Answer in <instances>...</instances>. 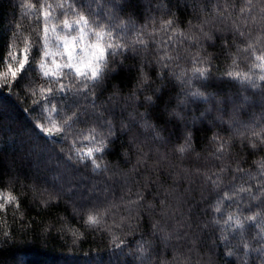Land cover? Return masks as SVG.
I'll return each instance as SVG.
<instances>
[{"label": "trees", "instance_id": "trees-1", "mask_svg": "<svg viewBox=\"0 0 264 264\" xmlns=\"http://www.w3.org/2000/svg\"><path fill=\"white\" fill-rule=\"evenodd\" d=\"M69 2L74 5L72 12L84 8L98 14L97 19L100 16L106 17L109 13L120 23H125L128 19L118 7H113L110 0H0V79L4 78L9 65L13 68L18 67L17 60L24 59L25 55L29 60V64L25 66L28 71L21 88L0 87V162L4 163L7 172L12 173L14 177L18 174L14 184L9 183L7 175L3 181H0V194L11 191L13 195L24 201L20 213L14 215L11 206L8 211L0 212V264H141L140 253L137 252L141 240L150 242L148 252L151 256V264H205L209 256H213L217 264H223L226 260L231 261V264H264V240L261 239L264 233H261L251 222H245L243 234L239 229L233 231L234 224L229 227L223 223L231 213L241 219H243L241 213L251 214L247 211V194L241 193L237 196L236 202L223 201L222 214L214 213L209 207V201L215 203L216 193L208 195L205 190L206 199L203 200L201 195L204 175L218 173L219 166L224 164L231 168V171H225L223 174L225 185L235 184L237 188L241 185L250 187L258 181L245 183L241 177L247 179L246 174L237 173L232 160L226 158L221 161L213 157L215 146L211 143V133L207 138L201 135L198 144L193 145L195 151L179 152L177 149L183 143L180 141L161 147L157 152V146L149 130L131 119L130 114L135 115V108H138L139 113H144L145 109L139 107L138 102L127 100L129 89L126 76H122L125 87L115 101L110 100L113 95L110 90L104 91L95 101L94 108L91 97L79 100L80 105L86 107L89 113L99 116L101 124L105 119L114 121L115 130L120 136L116 146L109 149L111 154L94 153L92 157L97 158L101 169L107 167L108 171L94 170L91 164L92 158H88L87 161L81 159L79 165L68 160L69 154L74 157L86 154L90 146L88 140L77 137L73 141L71 136L64 140L59 134L49 139L35 129V124L40 122L37 119L40 109L33 104V97L26 91V86L36 78L30 68L38 69V60L43 55L44 13H51L47 24L48 35L51 38L54 36L53 27H56L57 33L62 32V10L57 5L63 3L66 8ZM119 2L120 0H116L117 4ZM247 3L248 0H138L139 6L134 17L135 29L120 33L119 28H116L117 35L114 39L121 42L123 36L128 44L138 39L147 41L151 48L153 63L156 55H163L165 52L175 55L179 52L181 59L178 61V66L177 62H173L169 69L178 74L187 70L191 75L193 56L197 53L200 55L208 53L211 57V80L196 79L191 85H185L183 88L180 81L176 80V93L182 95L189 87L193 91H204L201 85L210 83L214 87L208 88V92L213 95L220 92L230 101L242 105L240 122L236 129L220 134L225 140L230 136L233 139L236 145L232 150L233 159L239 154L241 160L245 161L243 167L255 172L254 161L261 159V155L248 156L246 151H242L239 136L245 133L250 136L251 128L257 125H259L258 132L264 128L262 89L252 87L244 78L247 74L256 81L257 85L262 84L259 80L260 69L256 67L259 63L256 56L264 54V47L256 45V49H249L248 52L244 49L248 48L249 43H255L257 38L264 39V31L259 25L260 6H264V0H252V3L257 5L252 12L256 17V23L248 20L244 26L251 33V40H246L233 32L231 25L236 21L229 17V13L240 16V8ZM48 5L52 7L49 8ZM248 14L246 10L244 15L248 16ZM67 18L76 19L74 15H69ZM165 20H173L175 26L162 30L161 25ZM221 20L224 22L221 23ZM201 26L204 31L211 30L217 36H227L229 45L217 43L214 47H209L210 42L201 39L200 45L193 47L192 38L185 39V36L190 28L198 35ZM37 42L40 46L39 55L34 47ZM53 44H55L54 40ZM25 46L29 48L27 53L24 52ZM51 59L52 57L48 58V63H51ZM34 60L36 64L33 63ZM56 60L60 61L59 56H56ZM228 72H232L233 76L229 77ZM21 75L24 73L22 72ZM116 101L119 103L117 104ZM53 103L55 104L56 100ZM72 103L69 97L59 104V108L66 111ZM110 104L113 105L114 110H108ZM204 107L206 106L202 103L191 107L188 111L189 118L199 116ZM228 111H231V104ZM224 119L227 120L228 117L225 116ZM136 120H139V116H136ZM121 121L125 125H131V132L121 131ZM44 123L46 124L47 121ZM78 127L82 128L85 136L88 134L84 126L78 125ZM223 127L228 128V125L225 124ZM134 138L135 143L144 145V151L152 157L147 166H139L140 173L137 175L141 183L144 176L157 181L151 184L150 188L145 189L149 202H154V197L156 200L165 199V191L174 188L175 193L167 197L170 205L179 207L185 215L189 208L195 206L193 210L201 220L209 217L221 220L219 225H213L211 229L205 230L201 238L202 243L195 250L189 251L188 245H178L177 250L174 251L172 245H175L176 241L165 248L159 236L154 235L147 212L144 213L140 228L135 232L129 233L126 229L112 227L120 217L127 214L124 208L129 195L127 185L123 178L115 173L117 170H130L136 164L137 150L133 143ZM121 144L132 147L129 153L130 160L123 163L122 152L127 151V148L121 149ZM158 154L167 156L164 165L157 166ZM101 156L103 159H99ZM85 163L87 167H84ZM124 164L127 168H124ZM173 177L177 178L174 180ZM53 188L62 189L65 195L58 201L53 199L52 206L45 208L40 203L42 197L47 199L44 189L51 191ZM136 190L134 186L133 192ZM122 197L124 199H121ZM177 197L180 198L179 201ZM132 198L134 199L135 196L133 195ZM113 203L117 207H111ZM93 206H95L93 214H98L102 220L98 228H90L85 223L86 214L92 212ZM206 208L207 215L202 211ZM74 209H79L78 215L74 213ZM154 212V219L160 220L169 231L175 230L176 222L165 221L160 216L159 206ZM181 212H177V217ZM73 229L79 233L80 239L74 240ZM113 233L116 235L114 236ZM225 236L227 241L224 240ZM116 237L122 241L119 245L115 242ZM226 244L233 249L234 256L223 255L227 251ZM245 244L248 246L245 247Z\"/></svg>", "mask_w": 264, "mask_h": 264}, {"label": "snow or ice", "instance_id": "snow-or-ice-1", "mask_svg": "<svg viewBox=\"0 0 264 264\" xmlns=\"http://www.w3.org/2000/svg\"><path fill=\"white\" fill-rule=\"evenodd\" d=\"M110 3L128 16L125 23H120L111 13L106 17L100 16L97 19L98 14L92 13L90 9L80 8V10L72 12L74 5L71 2L67 4L66 8L63 3L57 5L62 10V32L57 33L56 27H53L54 36L51 38L48 35L49 30L47 27L51 13H44L43 55L38 60V69L37 67L30 68L35 73L36 78L26 86V91L33 97V104L40 109V115L37 117L40 122L35 124V129H38L40 133L49 139L59 134L60 138L64 140H67L69 136L73 138V141L77 137L88 140L90 146L86 154H81L80 157L68 155V160L77 165L81 163V159L87 161L88 158L94 157V153L111 154L109 149L114 148L116 141L120 139L115 130L114 121L105 119L101 124L99 116L95 113H89L86 107L80 105L79 100L91 97L92 107L94 108L96 106L95 101L103 95L104 91L110 90L113 93L110 100L115 101L125 87L122 83V76H126L129 89L127 100L138 102L139 107L145 109L144 113H139L138 108H135V115L130 114L131 119L149 130L152 134V140L157 146V152L161 147L173 145L180 141L183 143L177 149L179 152L195 151L193 145L198 144L201 135L207 138L208 134L211 133V143L215 146V151L212 153L213 157L221 161L226 158L232 160L235 163V171L246 174L247 179L241 177L245 183H250L253 180L258 181L250 187L241 185L237 188L235 184L225 185L223 174L225 171H231V168L229 165L224 164L219 166L218 173L204 175V182L201 184V195L203 200L206 199L204 196L205 190L208 195L216 193L215 203L209 201V207L214 213L222 214L223 201L236 202L237 196L241 193L247 194V211L251 214L244 215L241 213L243 216V219H241L231 213L223 223L229 227L234 224L233 231L239 229L243 234L245 222H251L261 233H264V128L258 132L257 127L259 125H257L251 128L252 134L250 136L246 133L239 136L242 151H246L248 156L261 155V159L254 161L255 172L251 169L246 170L243 167L245 161L241 160L239 154L233 159L232 150L236 148V145L231 136L228 140H225L220 134L236 129L240 122L242 105L230 101L220 92H217L216 95L208 92V88L214 87L210 83L201 85L204 91H193L189 87L182 95L176 93V80L180 81L181 88L185 85H191L196 79L211 80L210 55L208 53L204 55L197 53L193 56L191 75L188 74L187 70L179 74L174 70H169L173 62H177L178 66V61L181 59L179 52L175 55L170 52L156 55L155 63H153V57L150 55L151 48L147 41L138 39L132 44H128L123 36H121V42L114 39L117 35L116 28H119L120 33L135 29L134 17L139 6L138 0H120L119 4L116 3V0H110ZM48 7L51 8L52 6L48 5ZM256 7L257 5L253 4L252 0H248L247 5L240 8V16L237 17L229 13V17L236 21L231 25L233 32L238 33L246 40H251V33L244 26L248 20L256 23V17L252 15ZM246 10L249 13L248 16L244 15ZM82 12H86V14H81ZM69 15H74L76 19L69 20L67 18ZM223 22L221 20V23ZM205 23L208 22L205 21ZM237 24L240 26H237ZM259 25L261 30L264 31V6H260ZM174 26L175 22L173 20H165L164 24L161 25V29H171ZM188 37L192 38L193 47L199 46L201 39L210 42L209 47H214L217 43L228 46L230 43L227 36H217L211 30L204 31L202 26L198 35L193 33L190 28L185 39H188ZM53 40L55 44H53ZM256 45L264 47V39L257 38L256 42L249 43L248 48L244 51L248 52L249 49H256ZM34 47L37 49V55H39L40 46L38 42ZM28 51V46H25L24 52L27 53ZM56 56L60 57L59 62L56 60ZM49 57H52L51 63H48ZM13 59H16V57H13ZM256 60L259 62L256 67L260 69L259 80L262 84L257 85L256 81L247 74L244 78L252 87H260L262 89L261 95L264 96V54L256 56ZM130 61L132 63H129ZM17 63L19 66L16 68L11 65L8 66L4 78L0 79V87L8 89L21 88L24 84L28 71L25 67L29 64L28 56L25 55L24 59L17 60ZM33 63L36 64L37 62L34 60ZM200 65L205 66L201 67ZM22 72L24 75H21ZM228 76L232 77L233 73L228 72ZM69 97L73 101L71 107H68L66 111L59 108V104ZM54 100H56L55 104L53 103ZM116 103L118 104L119 101H116ZM201 103L206 106L203 112L199 116L189 118V109ZM229 104H231L230 112L228 111ZM35 110L34 108L33 111ZM108 110H114L113 105L110 104ZM136 116H139V120H136ZM225 116L228 117L227 120L224 119ZM44 121H47V123L45 124ZM262 121H264V117H262ZM225 124L228 125V128L223 127ZM78 125H82L87 129L88 134L86 136ZM120 128L121 131L131 132V125H125L123 121H121ZM133 143H135V138ZM135 147L137 150L136 164L130 170H117L115 173L123 178L129 195L124 204L127 214L120 217L112 227L121 230L126 229L129 233L135 232L140 228L144 213L147 212L153 233L159 236L160 242L165 248L176 241V244L172 245L174 251L177 250L178 245H188L190 246L189 251L195 250L202 243L201 238L205 230L211 229L213 225H219L221 220L216 217L201 220L193 210L195 206L189 208L187 215H185L179 207L170 205L167 202V197L175 193L174 188L165 191V199L156 200L154 197V202H149L145 195V189L150 188L151 184L157 183V181L149 176H144L143 183H141L137 179V175L140 173L139 166H147L152 157L144 151V145L135 143ZM120 148H127V151L122 152V163L130 160L131 145L121 144ZM63 150V146H61V151ZM69 153H71V149H69ZM99 159H103V156ZM167 159L165 154H158L156 156L157 166L164 165ZM91 164L94 170L108 171L107 167L101 169V166L97 163V158H92ZM87 166V163H85L84 167ZM124 168H127L126 164H124ZM6 175L10 184H14L18 178V174L14 177L12 173L7 172L4 163L0 162V181H3ZM178 176L179 174H177ZM177 177H173V179L175 180ZM234 179L235 177H233ZM189 183H191V179H189ZM134 186L137 188L135 192H133ZM33 192H35V189H33ZM44 195L47 196V199L42 197L40 203L48 208L52 206L53 199L58 201L65 193L62 189L53 188L51 191L44 189ZM133 195L135 196L134 199L132 198ZM177 200L179 201L180 198L177 197ZM22 203L24 201L13 195L11 191L7 194H0V212L8 211L9 206H11L14 215L20 213ZM157 206L160 207V216L165 221L173 220L176 222L174 231H169L166 226L162 225L160 220L153 218ZM111 207L115 208L117 205L113 203ZM202 211L207 215V208L202 209ZM177 212H181L179 217H177ZM74 213L78 215L79 209H74ZM93 213H95V206H93L92 212L86 214L85 223L90 228H98L102 224V220L98 214ZM21 219H23L22 215ZM72 233L74 240L80 239V235L76 230L73 229ZM113 235L116 234L113 233ZM261 239L264 240V237H261ZM224 240L227 241L226 236ZM115 242L118 245L122 243L118 237H116ZM149 246L150 242L144 240L138 243L137 252L140 253L141 264H151V256L148 252ZM225 246L227 251L223 255L227 257L234 256L233 249L228 244ZM244 246L247 247L248 245L245 244ZM205 264H217V262L213 256H209ZM223 264H231V261L226 260Z\"/></svg>", "mask_w": 264, "mask_h": 264}, {"label": "rangeland", "instance_id": "rangeland-1", "mask_svg": "<svg viewBox=\"0 0 264 264\" xmlns=\"http://www.w3.org/2000/svg\"><path fill=\"white\" fill-rule=\"evenodd\" d=\"M60 58V57H59Z\"/></svg>", "mask_w": 264, "mask_h": 264}]
</instances>
